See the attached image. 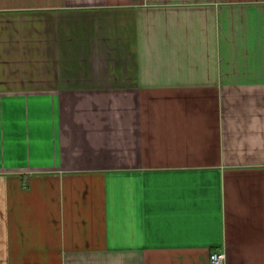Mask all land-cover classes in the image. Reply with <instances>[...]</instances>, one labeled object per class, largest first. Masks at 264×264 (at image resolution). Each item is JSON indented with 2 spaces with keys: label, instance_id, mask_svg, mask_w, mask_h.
Here are the masks:
<instances>
[{
  "label": "crops",
  "instance_id": "crops-1",
  "mask_svg": "<svg viewBox=\"0 0 264 264\" xmlns=\"http://www.w3.org/2000/svg\"><path fill=\"white\" fill-rule=\"evenodd\" d=\"M264 264V0H0V264Z\"/></svg>",
  "mask_w": 264,
  "mask_h": 264
},
{
  "label": "built area",
  "instance_id": "built-area-1",
  "mask_svg": "<svg viewBox=\"0 0 264 264\" xmlns=\"http://www.w3.org/2000/svg\"><path fill=\"white\" fill-rule=\"evenodd\" d=\"M208 264H226L225 253L221 251H212L209 255Z\"/></svg>",
  "mask_w": 264,
  "mask_h": 264
}]
</instances>
